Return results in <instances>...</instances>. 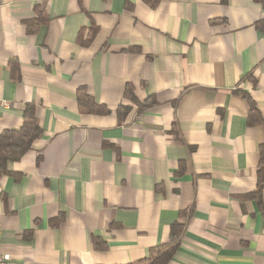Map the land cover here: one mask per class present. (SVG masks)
<instances>
[{"label":"crops","instance_id":"crops-1","mask_svg":"<svg viewBox=\"0 0 264 264\" xmlns=\"http://www.w3.org/2000/svg\"><path fill=\"white\" fill-rule=\"evenodd\" d=\"M241 93L264 121V0H0V133L31 104L40 130L0 178V253L132 264L177 221L168 264H264V127Z\"/></svg>","mask_w":264,"mask_h":264},{"label":"trees","instance_id":"trees-1","mask_svg":"<svg viewBox=\"0 0 264 264\" xmlns=\"http://www.w3.org/2000/svg\"><path fill=\"white\" fill-rule=\"evenodd\" d=\"M148 7L155 9L161 0H142ZM36 30V28H35ZM33 30V32L35 31ZM96 35L95 27L90 28V32L87 35L85 44H88ZM15 63L11 64V76L14 80H19V76L15 73ZM247 77H250L247 75ZM242 97L248 104V124L253 126L264 127V121L262 120L258 109L254 102L247 97L244 93H241ZM77 101L80 108L84 109L87 113L105 115L109 111L98 105L86 95L85 90L79 89L77 91ZM124 95L133 100L132 88L126 86ZM147 102L143 103L139 107V111L148 107ZM127 109L121 107L116 109V114L119 121L124 119ZM40 130L38 122L35 116L34 105H26L22 111V124L18 130H5L0 133V178L9 175L7 164L10 162H16L22 158V156L31 148L32 143L39 137ZM264 174V144L260 148L259 162L257 166L258 183L261 182ZM262 186L258 184V189L255 193V197L260 196ZM260 205V204H259ZM192 209V208H191ZM189 210V209H188ZM191 212L185 214V211L178 213V218H188ZM184 233V225L175 222L170 227L169 239L165 244H161L149 249L148 256L140 261L132 264H168L173 258L174 254L178 250L182 241Z\"/></svg>","mask_w":264,"mask_h":264},{"label":"built area","instance_id":"built-area-1","mask_svg":"<svg viewBox=\"0 0 264 264\" xmlns=\"http://www.w3.org/2000/svg\"><path fill=\"white\" fill-rule=\"evenodd\" d=\"M3 106H7L6 103L3 104ZM9 256L5 253H0V264H8L9 263Z\"/></svg>","mask_w":264,"mask_h":264}]
</instances>
